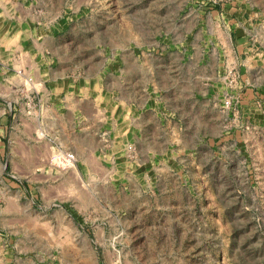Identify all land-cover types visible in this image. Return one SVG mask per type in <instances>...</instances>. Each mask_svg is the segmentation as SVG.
<instances>
[{
  "label": "rangeland",
  "instance_id": "rangeland-1",
  "mask_svg": "<svg viewBox=\"0 0 264 264\" xmlns=\"http://www.w3.org/2000/svg\"><path fill=\"white\" fill-rule=\"evenodd\" d=\"M0 264H264V0H0Z\"/></svg>",
  "mask_w": 264,
  "mask_h": 264
},
{
  "label": "crops",
  "instance_id": "crops-1",
  "mask_svg": "<svg viewBox=\"0 0 264 264\" xmlns=\"http://www.w3.org/2000/svg\"><path fill=\"white\" fill-rule=\"evenodd\" d=\"M226 14L223 13V16ZM231 14V13H230ZM228 23V24H227ZM225 23L223 26L226 27V29H228L229 26V30H230V34H231V39L233 41L234 36L235 38H237L238 33L242 32V29L240 28L241 26L237 25V23H233L232 21H229ZM242 44H243V48L245 51H249V49H254V46L256 44H252L250 43V47L247 46L248 43L245 39L241 38ZM244 41V42H243ZM57 82H60L61 88H60V94L62 96H64V98L66 99V97L71 98V102L69 103V105L62 107V113H68L69 115L74 116V118H72L71 116H69V120L70 122L73 121H77L78 123H81V126L83 125H89V124H93V132H95L98 136L101 135L102 133H105L108 131L111 132V130L118 132V134H122L123 130H125L126 126H125V116H126V110L125 108H123L124 106L121 107V109H119L118 115H117V121H116V130L115 127H106L108 124L106 121V116H105V110L103 109V106L98 105L96 103V99L95 97H97L96 95L94 96H90L91 99V103L89 105H84V102L82 101V98L79 94H76V92H74V88L76 86V80L73 79L71 76H61ZM69 91V94H66ZM83 96H85V94H83ZM124 100L126 99L125 97H123ZM120 105V102H119ZM96 125H95V124ZM97 130V131H96ZM105 130V131H103ZM124 133V132H123ZM109 134V133H108Z\"/></svg>",
  "mask_w": 264,
  "mask_h": 264
},
{
  "label": "bare ground",
  "instance_id": "bare-ground-1",
  "mask_svg": "<svg viewBox=\"0 0 264 264\" xmlns=\"http://www.w3.org/2000/svg\"><path fill=\"white\" fill-rule=\"evenodd\" d=\"M92 255V254H91Z\"/></svg>",
  "mask_w": 264,
  "mask_h": 264
}]
</instances>
